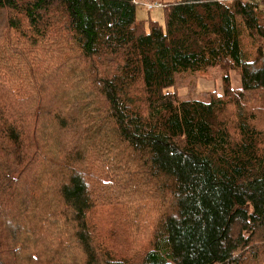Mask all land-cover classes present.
Returning <instances> with one entry per match:
<instances>
[{"label":"trees","instance_id":"trees-1","mask_svg":"<svg viewBox=\"0 0 264 264\" xmlns=\"http://www.w3.org/2000/svg\"><path fill=\"white\" fill-rule=\"evenodd\" d=\"M0 264H264V0H0Z\"/></svg>","mask_w":264,"mask_h":264},{"label":"rangeland","instance_id":"rangeland-1","mask_svg":"<svg viewBox=\"0 0 264 264\" xmlns=\"http://www.w3.org/2000/svg\"><path fill=\"white\" fill-rule=\"evenodd\" d=\"M173 1V0H164ZM175 1V0H174ZM145 3H140L144 5ZM139 20L152 19L162 23L164 20L163 11L160 9L154 10L149 15L144 7H139L137 10ZM255 49V48H254ZM253 59V57H250ZM226 73L219 69L210 70L208 74H184L177 76V90L181 100H198L209 103L213 92L218 89L222 83V79ZM231 85L233 89L241 88V77L239 72H232L230 75Z\"/></svg>","mask_w":264,"mask_h":264},{"label":"built area","instance_id":"built-area-1","mask_svg":"<svg viewBox=\"0 0 264 264\" xmlns=\"http://www.w3.org/2000/svg\"><path fill=\"white\" fill-rule=\"evenodd\" d=\"M156 6H157V7H160V5H155V7H156ZM152 7H153V5H150V6H149V9H151Z\"/></svg>","mask_w":264,"mask_h":264}]
</instances>
